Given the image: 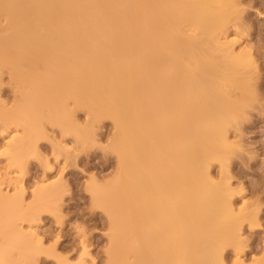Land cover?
<instances>
[{"label":"bare ground","instance_id":"1","mask_svg":"<svg viewBox=\"0 0 264 264\" xmlns=\"http://www.w3.org/2000/svg\"><path fill=\"white\" fill-rule=\"evenodd\" d=\"M235 2L0 0V72L20 93L11 106L0 103V123L23 130L10 141L9 163L23 164L51 118L84 142L70 103L114 124L115 180L92 188L109 216L113 264H225L224 247L239 248L244 216L234 187L210 172L213 161L228 169L227 131L248 102L256 63L228 34ZM63 191L51 184L28 207L0 197V264L36 261L41 248L22 222L56 211ZM128 239L132 262L121 248Z\"/></svg>","mask_w":264,"mask_h":264},{"label":"rangeland","instance_id":"2","mask_svg":"<svg viewBox=\"0 0 264 264\" xmlns=\"http://www.w3.org/2000/svg\"><path fill=\"white\" fill-rule=\"evenodd\" d=\"M235 1L238 20L232 21L228 34L236 40L238 51L250 47L256 63L249 73L248 102L237 109L238 116L227 131L228 169L213 161L210 172L216 182L229 179L234 187L231 200L244 216L239 248L230 244L223 249L225 264H237V253L244 264H264V0ZM19 94L3 68L0 103L9 107ZM67 107L73 110L72 121L82 128L85 141L80 143L73 133L63 131L55 118L44 120L36 148L21 166L9 163L7 151L12 138L23 135L22 127L0 123V197L19 198L28 207L51 184L64 186L56 211L43 210L22 222L24 231L35 232L27 236L30 243L41 250L35 262L20 260V264H91L92 259L95 264H113L108 256L109 216L93 199L92 188L107 189L115 180V127L109 118L93 122L85 109L72 103ZM110 202L121 205L123 201L113 193ZM117 212L124 215L126 209L120 206ZM124 232L128 233L127 226ZM121 248L132 262L133 240H126Z\"/></svg>","mask_w":264,"mask_h":264}]
</instances>
